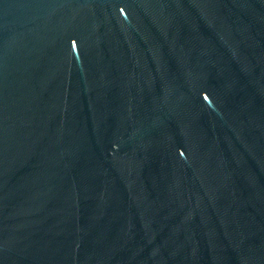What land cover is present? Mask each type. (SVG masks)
<instances>
[{"label":"water","instance_id":"obj_1","mask_svg":"<svg viewBox=\"0 0 264 264\" xmlns=\"http://www.w3.org/2000/svg\"><path fill=\"white\" fill-rule=\"evenodd\" d=\"M0 264H264V0H0Z\"/></svg>","mask_w":264,"mask_h":264}]
</instances>
